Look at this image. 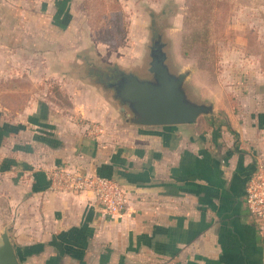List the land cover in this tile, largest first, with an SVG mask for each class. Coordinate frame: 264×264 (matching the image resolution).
Wrapping results in <instances>:
<instances>
[{
	"label": "crops",
	"instance_id": "obj_1",
	"mask_svg": "<svg viewBox=\"0 0 264 264\" xmlns=\"http://www.w3.org/2000/svg\"><path fill=\"white\" fill-rule=\"evenodd\" d=\"M77 1L0 0L1 57L34 50L46 77L65 76L67 62L80 59L77 45L91 44ZM225 46L214 81L197 84L208 69L190 67L189 95L215 112L194 124L138 126L120 114L114 129L90 112L61 115L51 100L0 121V235L19 264H264L244 203L246 181L264 163V36ZM91 64L100 75L113 65L148 73L146 63L141 72ZM86 80L118 112L110 92ZM71 168L123 185L122 216H103L91 193L50 190L49 174Z\"/></svg>",
	"mask_w": 264,
	"mask_h": 264
},
{
	"label": "rangeland",
	"instance_id": "obj_2",
	"mask_svg": "<svg viewBox=\"0 0 264 264\" xmlns=\"http://www.w3.org/2000/svg\"><path fill=\"white\" fill-rule=\"evenodd\" d=\"M75 4L76 18L84 26V38L91 39V44L77 45L79 62H67L65 76L46 77L45 59H38L34 50L24 48L32 53L24 60H11L0 53V121L17 118L15 112L37 100H51L61 115L79 113L82 117L90 112L96 121L119 128L122 123L116 106L109 103L108 95L101 97L86 80L92 74L88 69L91 63H118L129 71L141 72L150 60V47L161 36L173 71L207 68L196 78L197 84L203 78L212 82L220 68L215 58L226 48L229 38L264 36V0H78ZM204 23L209 29V52L207 47L189 44V56L184 57L180 48L182 38L201 29ZM153 27L157 30L154 33ZM103 40L110 45H101ZM183 49L187 50L186 46ZM200 122L206 125L208 119Z\"/></svg>",
	"mask_w": 264,
	"mask_h": 264
},
{
	"label": "water",
	"instance_id": "obj_3",
	"mask_svg": "<svg viewBox=\"0 0 264 264\" xmlns=\"http://www.w3.org/2000/svg\"><path fill=\"white\" fill-rule=\"evenodd\" d=\"M153 41V40H152ZM159 36L150 47L148 73L139 76L118 66H105L106 78L97 82L111 94L126 123L138 126L194 124L200 117L214 115L212 103L199 102L187 91L191 68L173 71ZM0 264H19L6 231L0 235Z\"/></svg>",
	"mask_w": 264,
	"mask_h": 264
},
{
	"label": "built area",
	"instance_id": "obj_4",
	"mask_svg": "<svg viewBox=\"0 0 264 264\" xmlns=\"http://www.w3.org/2000/svg\"><path fill=\"white\" fill-rule=\"evenodd\" d=\"M49 189L65 193H91L101 214L110 219L122 216L128 203V192L118 182L78 169H57L49 174ZM248 214L264 241V163L249 175L244 189Z\"/></svg>",
	"mask_w": 264,
	"mask_h": 264
},
{
	"label": "trees",
	"instance_id": "obj_5",
	"mask_svg": "<svg viewBox=\"0 0 264 264\" xmlns=\"http://www.w3.org/2000/svg\"><path fill=\"white\" fill-rule=\"evenodd\" d=\"M105 45H110L107 41H102ZM190 44V47L201 45L203 48L206 49L209 52L208 45L210 44V36H209V29L207 28V23H204L201 26V29L195 30L191 33V35H188L187 37L182 38L180 43L181 53L184 57H188V47ZM184 46H186L187 50H184ZM120 184V183H119Z\"/></svg>",
	"mask_w": 264,
	"mask_h": 264
},
{
	"label": "flooded vegetation",
	"instance_id": "obj_6",
	"mask_svg": "<svg viewBox=\"0 0 264 264\" xmlns=\"http://www.w3.org/2000/svg\"><path fill=\"white\" fill-rule=\"evenodd\" d=\"M151 30H152V32L154 33V31H155L156 29L153 27ZM156 31H157V30H156ZM155 33H156V32H155ZM154 35H155V34H154ZM88 69L92 71V74H91V76L89 77L90 80H92V81H94V82H101V81H104V80H105L106 75H105V74H104V75H100V73L98 72V70H96V69L94 68L93 65L89 66ZM94 76H96L97 79L93 80L92 77H94Z\"/></svg>",
	"mask_w": 264,
	"mask_h": 264
}]
</instances>
